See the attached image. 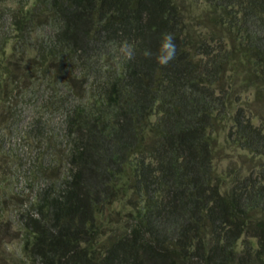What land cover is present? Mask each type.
I'll return each mask as SVG.
<instances>
[{
  "label": "trees",
  "instance_id": "1",
  "mask_svg": "<svg viewBox=\"0 0 264 264\" xmlns=\"http://www.w3.org/2000/svg\"><path fill=\"white\" fill-rule=\"evenodd\" d=\"M35 1L33 11L55 23L53 56L86 64L70 80L82 83L87 72L93 84L66 113V176L20 213L25 256L36 264L261 262L264 0ZM165 32L175 34L177 58L161 66ZM124 40L132 60L114 52ZM220 135L238 158L223 171Z\"/></svg>",
  "mask_w": 264,
  "mask_h": 264
},
{
  "label": "rangeland",
  "instance_id": "2",
  "mask_svg": "<svg viewBox=\"0 0 264 264\" xmlns=\"http://www.w3.org/2000/svg\"><path fill=\"white\" fill-rule=\"evenodd\" d=\"M35 3L0 0V264H36L22 251L20 213L66 176L72 144L66 113L88 99L93 84L87 72L82 83L70 80L86 64L53 56L55 23L36 14ZM237 161V151L224 144L215 165L223 171Z\"/></svg>",
  "mask_w": 264,
  "mask_h": 264
},
{
  "label": "clouds",
  "instance_id": "3",
  "mask_svg": "<svg viewBox=\"0 0 264 264\" xmlns=\"http://www.w3.org/2000/svg\"><path fill=\"white\" fill-rule=\"evenodd\" d=\"M118 51L125 60H132L135 57V47L127 40L120 42ZM143 55L147 58L153 56L150 50H144ZM177 58V48L175 44V34L165 32L161 34L160 45L155 54L156 62L161 66H167Z\"/></svg>",
  "mask_w": 264,
  "mask_h": 264
}]
</instances>
